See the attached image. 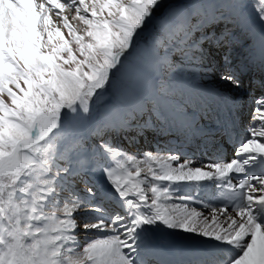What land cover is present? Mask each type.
<instances>
[{
	"label": "snow or ice",
	"instance_id": "obj_1",
	"mask_svg": "<svg viewBox=\"0 0 264 264\" xmlns=\"http://www.w3.org/2000/svg\"><path fill=\"white\" fill-rule=\"evenodd\" d=\"M252 7L0 0V264H264V0ZM239 37L260 71L247 124L231 94L244 87L230 54ZM222 106L228 135L247 132L229 162L195 166L115 142L211 132L215 143L195 114ZM208 184L224 207L180 191ZM161 231L216 251L162 248Z\"/></svg>",
	"mask_w": 264,
	"mask_h": 264
},
{
	"label": "bare ground",
	"instance_id": "obj_2",
	"mask_svg": "<svg viewBox=\"0 0 264 264\" xmlns=\"http://www.w3.org/2000/svg\"><path fill=\"white\" fill-rule=\"evenodd\" d=\"M61 2H63V0ZM255 2H256V0H248V4H249L248 11H249V14L253 15V16L255 15V13H254L252 5ZM216 87H219V86H216ZM250 88H252V90L254 89L253 87H250ZM231 94L232 95H239L242 98V100H244L243 110H245L247 108L245 103L250 102V95L245 90V88H241L238 91H233ZM221 108H222V110L226 109L223 106ZM197 113L203 114L204 112H197ZM206 114H212L213 115V112L206 113ZM202 124L205 127H208L211 129L215 128V124L213 122H210L209 120H204ZM218 125H219V127H218L217 134L222 135L221 137L224 138L225 134L223 132V124H218ZM240 129H243V134L240 135L241 140H242L247 135V132H246V129L243 127H241ZM159 135L161 136L160 137V139H161L160 144H164L167 149H169L170 151L173 152L172 154H175L176 152H180V153L188 155V158H192V159L200 162V163L196 164L195 166H202L204 164L214 163V162H221V163L229 162L231 158H234L233 155H229L230 150L232 148H234L239 143V142L235 143V140H233L235 136H232L231 139L228 137L227 142H228L229 146L225 147L222 144V142L215 144L212 141V139H210L211 135L207 136L208 134H204V135L201 134L203 146H205V148L207 147L209 149V152L199 155V153H196L194 146H191V141L189 143L187 139L183 138L185 135H179L178 139L176 138L175 135L170 136L167 133L159 134ZM206 139H207V141H206ZM209 141H211V143ZM220 141H222V140H220ZM202 142L199 141V143H201V144H202ZM140 143L142 145V142H140ZM155 151H158V146L156 148L153 147L152 151L147 149L146 152H144V153L152 152L154 154ZM160 155H171V153L160 154ZM139 158L140 157H138V159ZM140 159H143V158H140ZM213 185H215V184H208L205 186L184 185L181 187L180 191L190 193V194H194L200 200L208 201L210 199V197L207 194L209 193V190ZM108 206H110V205H108ZM194 206L197 207L198 210L203 211L205 214H207L208 211H210V209H204V208L200 207L199 205H194ZM216 207H218V206H216ZM156 234L159 235L160 242H162V243H164L165 239L170 240V238L173 236L183 237L179 233L170 234V233L162 232V231L157 232ZM89 235L94 237V238H103L102 234L97 235L95 232L89 233ZM202 240L207 241L204 239H202ZM211 246L214 247L213 244H211Z\"/></svg>",
	"mask_w": 264,
	"mask_h": 264
},
{
	"label": "rangeland",
	"instance_id": "obj_3",
	"mask_svg": "<svg viewBox=\"0 0 264 264\" xmlns=\"http://www.w3.org/2000/svg\"><path fill=\"white\" fill-rule=\"evenodd\" d=\"M62 1V0H61ZM63 2H64V0H63ZM69 16H71V15H74V12H71V13H67ZM54 18V20H56V17L54 16L53 17ZM58 22V21H57ZM72 23H73V25L77 28V29H82L83 28V25L82 24H79L77 21H71ZM62 31L64 32V34H65V36L67 37V30L66 29H62ZM238 44H237V46H236V48L235 49H233L232 51H231V56H232V58H233V61H234V64H233V67H235L238 71L239 70H241L242 68H244V67H246V65L248 64H251L252 63V65H253V69L251 70V73H250V76L248 75V76H246L245 78H244V87H247V85H249V83L247 82L248 81V79H247V77H250L251 79H253V80H255V76H257L258 75V73H257V71L259 70L258 69V67H256L255 66V64L253 63V61H252V52H251V49L248 47V46H246V45H244V43H243V37H239L238 38ZM215 86H219V87H221V85H219V84H216ZM245 90L248 92V90H249V88H245ZM248 94L250 95V93L248 92ZM251 96V95H250ZM243 102H244V100H243ZM251 108V107H250ZM250 110V109H249ZM249 110H248V112H247V114H246V118L249 116ZM245 112V110H243V113ZM197 114V115H196ZM196 114H195V117H196V119L197 120H200L201 119V117H203V121L204 120H209V118H208V116L209 115H211L212 116V114H206V113H203V114H199V113H197L196 112ZM203 121H201L202 123H203ZM245 124H247V122H244ZM216 125L217 124H215V128H213L212 130L214 131V133H215V137H216V141H220V140H222L223 138L221 137L222 135H220V134H217V132H218V127H216ZM208 135L207 136H209V135H212V133L211 132H209V133H207ZM202 135H204V134H202ZM119 136H121V138L122 139H125L126 141H124V144L122 145V143H121V141H123V140H119L118 139V137ZM119 136H117L116 137V143L118 144V145H121L123 148H125V149H127V151H128V153L129 154H133L135 151H140V152H138V153H144L146 150H147V148H148V146H149V148H148V150H150L151 151V146H153V147H155V145H157L158 143H159V137H158V134H151L150 135V137L149 138H146L145 137V139H144V143L142 142V146H139V149H137V150H135L134 148H132V141L128 138H124V136L125 135H119ZM224 136V135H223ZM188 142L190 143V141L188 140ZM136 146H138V145H136ZM161 149H163V150H161V151H159V152H154V154H163L164 152H165V150H166V148L165 147H161ZM233 149V148H232ZM232 149L230 150V152H229V155H233V151H232ZM133 150H134V152H133ZM170 151V150H169ZM169 153H173L172 151H170ZM138 157H140V156H138ZM142 157V156H141ZM140 157V158H141ZM184 157L185 158H188V155H186V154H184ZM139 158V159H140Z\"/></svg>",
	"mask_w": 264,
	"mask_h": 264
}]
</instances>
